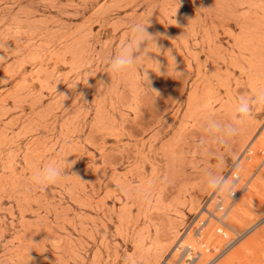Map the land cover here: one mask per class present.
<instances>
[{"label": "rangeland", "instance_id": "1", "mask_svg": "<svg viewBox=\"0 0 264 264\" xmlns=\"http://www.w3.org/2000/svg\"><path fill=\"white\" fill-rule=\"evenodd\" d=\"M134 22L159 64L113 74ZM261 90L264 0H0V264H177L206 174L248 145L238 220L203 255L244 233L215 264H264V104L227 147L204 132ZM49 163L65 175L39 189Z\"/></svg>", "mask_w": 264, "mask_h": 264}, {"label": "clouds", "instance_id": "2", "mask_svg": "<svg viewBox=\"0 0 264 264\" xmlns=\"http://www.w3.org/2000/svg\"><path fill=\"white\" fill-rule=\"evenodd\" d=\"M150 43L155 42L154 37L147 32V25L144 22H134L129 26V37L121 44L114 56L109 59V70L113 74H123L131 70L134 66L141 64L144 60H151L156 64L158 62L152 60L149 56L147 48ZM147 82L148 77L144 73ZM254 104H264V90H261L254 97L241 96L237 103L234 105L231 118L228 122H221L215 119L213 116H208L204 122V132L207 136L211 137L217 146L222 149L227 147L229 141L238 135L240 127L246 123L248 118L252 115ZM216 160H220L219 155L214 156ZM62 163L72 165L68 163L66 159ZM64 167H61L56 163H49L39 170H37L33 177L32 183L39 189H45L49 185L54 184L60 177L65 175ZM206 186L214 193L227 197L234 195L233 189L235 188L238 177H234L231 181L226 176L215 175L212 172L206 174ZM151 182L141 190L140 195L145 200H148L151 196Z\"/></svg>", "mask_w": 264, "mask_h": 264}, {"label": "built area", "instance_id": "3", "mask_svg": "<svg viewBox=\"0 0 264 264\" xmlns=\"http://www.w3.org/2000/svg\"><path fill=\"white\" fill-rule=\"evenodd\" d=\"M253 152L250 145H248L240 154V156L232 162L228 172L224 175L231 181L234 177H238L235 188L233 189L234 195L232 197L214 194L213 192L204 200L202 209L198 217L188 227L187 232H192L197 237L205 230L208 222L211 219L217 221L220 226L217 231L225 236V230H229L226 223V218L231 210L234 202L241 196L247 189L251 178L244 177L241 172L243 160L248 159ZM244 233H236V237L230 239L222 249L211 257L204 258L203 253L194 247H183L180 250L179 259L177 264H215V262L222 256L224 252L234 243L238 238L242 237Z\"/></svg>", "mask_w": 264, "mask_h": 264}, {"label": "bare ground", "instance_id": "4", "mask_svg": "<svg viewBox=\"0 0 264 264\" xmlns=\"http://www.w3.org/2000/svg\"><path fill=\"white\" fill-rule=\"evenodd\" d=\"M263 149H264V143H262L260 146L257 147L258 151H262ZM247 160H248V162H246ZM250 160H252V156L251 155L249 156L248 159L243 160V164H242V168H241L242 172H244V167H246V166L250 167V165H251V161ZM259 187H260V185L256 186V190L259 189ZM252 188H253V186H252ZM246 194L247 195L245 196V199L250 201L251 198L253 197V190L248 189L246 191ZM241 209H242L241 203H237V204H235V206L233 208V211H231V213H229V216H228V218L226 220V223H227V226L230 227L231 229H233V222H236L238 220L236 215H235V212L238 211V210H241ZM212 220H214V219H211L208 222L205 230L201 233L200 237H197V236L193 235L194 236V241H192V239L189 238L190 239V244L188 245L189 247H194L195 248L196 244H197V246L199 247L198 250H200L202 253L203 252H207L208 250L212 249V247H210V245L213 242V239L218 236L216 234L219 233L217 231V229H215L213 224L211 223ZM180 247L181 246H179V248Z\"/></svg>", "mask_w": 264, "mask_h": 264}]
</instances>
